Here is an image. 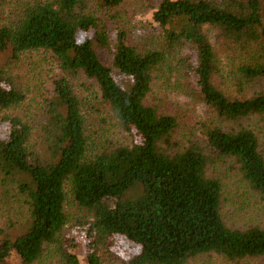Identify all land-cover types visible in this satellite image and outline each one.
I'll return each mask as SVG.
<instances>
[{
	"label": "trees",
	"instance_id": "trees-1",
	"mask_svg": "<svg viewBox=\"0 0 264 264\" xmlns=\"http://www.w3.org/2000/svg\"><path fill=\"white\" fill-rule=\"evenodd\" d=\"M122 2L0 0V185L26 208L19 233L0 229V264H33L45 251L59 264H80L65 231L68 207L83 217L85 264H104L101 251L112 256L116 239L132 247L125 259L112 256L120 264L264 259V226L227 222L225 187L212 169L228 163L245 196L264 201V148L252 125L264 117V0H153L158 36L144 50L122 27L109 28ZM217 44L230 55L227 71ZM41 54L61 72L42 108L10 73ZM163 69L177 71L203 105L185 136L179 115L151 99ZM81 75L96 84L97 92L81 88L107 107L128 144L102 143L90 128L73 82ZM29 94L33 105L24 107Z\"/></svg>",
	"mask_w": 264,
	"mask_h": 264
},
{
	"label": "rangeland",
	"instance_id": "rangeland-1",
	"mask_svg": "<svg viewBox=\"0 0 264 264\" xmlns=\"http://www.w3.org/2000/svg\"><path fill=\"white\" fill-rule=\"evenodd\" d=\"M153 0H123L120 7L116 11H112L108 15L116 14V18H110L109 28L114 29L122 27L126 34L129 43L140 50L145 48H154L157 40L158 32L152 27L150 20V6ZM210 40L213 36L208 32ZM225 46L216 45L217 51L221 50V61L223 63V70L227 71L230 65L227 56H230ZM187 50H180L179 56L186 53ZM101 59L105 63H109V57L106 53H99ZM5 56L0 59L3 62ZM176 59L169 62L172 67L175 65ZM110 64V63H109ZM10 73L15 78H22L21 85L26 92H33L34 97L38 99V107L42 108L44 105L43 99L47 98L52 81L60 77L61 72L53 63L48 55L41 54L31 59L25 58L20 63L11 65ZM28 76L30 78H28ZM33 79L34 82H29ZM77 87V93L80 97L85 98L84 108L89 120V125L95 131L98 139L102 143L110 142L112 144H128L131 141L130 136L122 130L121 126L111 116L106 106L100 101L91 98L90 91L86 88H81L85 85L89 90L98 91L96 84L84 76H76L73 79ZM152 97L155 101L161 100L163 108H169L170 111L179 115V135L185 136L189 134L194 127L196 120H200L203 111V105L188 97L184 89V80L182 76L172 69L170 71L158 70L154 74ZM30 94L28 96V105L26 102L24 107L33 105V98ZM23 107V108H24ZM21 108V109H23ZM255 131L258 134L262 147L264 148V117H255L252 120ZM213 172L221 178L223 187H225V201L222 203V213L224 218L230 224L243 225L251 223H259L264 226V201L256 197L253 200L247 195V186L237 176H234L235 171H230L228 163H219L212 167ZM69 221L66 224L65 231L73 235L76 242L74 253L78 256L80 264H85L87 253V237L78 229L81 226L76 222L82 220V215L75 208L68 207ZM26 208L23 205L21 198L13 191L5 192L4 187L0 185V229L8 230L10 236H15L20 232L16 225L23 222L25 219ZM131 245L122 239H116L112 247V254L114 257L125 259L131 250ZM51 249V248H50ZM104 264H120L119 261L112 258L108 253L101 251ZM55 257V258H54ZM33 264H59L58 259L52 251H45L39 261ZM189 264H230L224 262L219 258L198 257L189 262ZM240 264H264V259L250 260L240 262Z\"/></svg>",
	"mask_w": 264,
	"mask_h": 264
}]
</instances>
